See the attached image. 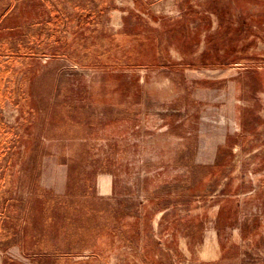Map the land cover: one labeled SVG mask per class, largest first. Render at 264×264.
<instances>
[{
    "label": "rangeland",
    "instance_id": "obj_1",
    "mask_svg": "<svg viewBox=\"0 0 264 264\" xmlns=\"http://www.w3.org/2000/svg\"><path fill=\"white\" fill-rule=\"evenodd\" d=\"M207 6L203 50L192 19L155 50L103 16L13 69L0 264H264V67L237 65L264 62V0Z\"/></svg>",
    "mask_w": 264,
    "mask_h": 264
},
{
    "label": "crops",
    "instance_id": "obj_2",
    "mask_svg": "<svg viewBox=\"0 0 264 264\" xmlns=\"http://www.w3.org/2000/svg\"><path fill=\"white\" fill-rule=\"evenodd\" d=\"M121 1H124L127 7L116 12L114 7L116 4L120 5V0H0L1 32L15 36L17 42L11 48L0 47V99L5 100L4 102L1 100L0 104L4 103L6 106V103L16 97L17 92H13L11 84L14 81L12 71L21 60L63 57L62 54L67 53L73 43L80 39L82 32L85 29L97 27L98 21L103 16L108 24H111V21L114 23L117 18H138L146 24V27L149 24H155L153 35L143 27L131 34L134 43H148L155 50H161L164 45H168L167 39L164 40V34L158 35L164 26H172L168 23L192 19L191 26L194 30L192 34L197 37V44H194L195 50H203L200 49L204 43L201 41H205L208 37L212 16L216 14L207 6L216 0ZM253 1L255 2V0H250V2ZM204 3L206 5H203ZM214 18L217 20L216 17ZM218 19L233 20L228 16ZM4 20L5 23H3ZM204 22L207 24L208 32L200 30ZM241 26H243L242 23L238 24L237 29L241 30ZM122 27L121 24L120 33H122ZM115 32L112 30V34ZM237 65H240L241 71H247L258 68V66L264 67V62L258 65H242L241 63ZM14 132L15 128L4 127L0 124V195L5 182L4 169L9 164L8 158H3L2 149L8 146V140L13 137ZM4 160L5 162H2ZM2 212V205H0V216Z\"/></svg>",
    "mask_w": 264,
    "mask_h": 264
}]
</instances>
